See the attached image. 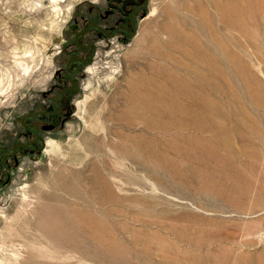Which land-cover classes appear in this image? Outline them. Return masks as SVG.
<instances>
[{"label": "rangeland", "instance_id": "obj_1", "mask_svg": "<svg viewBox=\"0 0 264 264\" xmlns=\"http://www.w3.org/2000/svg\"><path fill=\"white\" fill-rule=\"evenodd\" d=\"M0 264H264V0H0Z\"/></svg>", "mask_w": 264, "mask_h": 264}, {"label": "flooded vegetation", "instance_id": "obj_2", "mask_svg": "<svg viewBox=\"0 0 264 264\" xmlns=\"http://www.w3.org/2000/svg\"><path fill=\"white\" fill-rule=\"evenodd\" d=\"M79 67H81L79 64H78V68ZM68 77V79L69 80H71L72 81V84H74V86H75V81H74V79L72 78V77H70L68 74H66ZM70 85V86H68V87H70L71 89H67V90H64V92H63V97H64V95L66 94V93H68V92H70L74 87H72L73 85ZM61 101V96H60V100H59V102ZM57 108H58V110L57 111H54V110H45L44 112H42V113H39V114H35V115H33V116H28V117H26V118H24V120L22 121V123H23V125H24V127H26V128H32L33 130H34V137L33 138H31V139H28L27 141H30V145L29 146H31V145H34V146H37V144L39 143V142H42L41 141V139H40V135H39V133H40V129H39V126H37L36 125V118L35 117H38V116H58L59 115V113L61 112L60 110H59V105L57 104V106H56ZM30 113H35V112H30ZM26 121V122H25Z\"/></svg>", "mask_w": 264, "mask_h": 264}, {"label": "water", "instance_id": "obj_3", "mask_svg": "<svg viewBox=\"0 0 264 264\" xmlns=\"http://www.w3.org/2000/svg\"><path fill=\"white\" fill-rule=\"evenodd\" d=\"M39 113H42V112L29 113V114L26 115V117H28V116H33V115H35V114H39ZM19 145L24 146V145H22V144H19ZM14 149H15V147H14ZM3 150L7 151V149H3Z\"/></svg>", "mask_w": 264, "mask_h": 264}]
</instances>
